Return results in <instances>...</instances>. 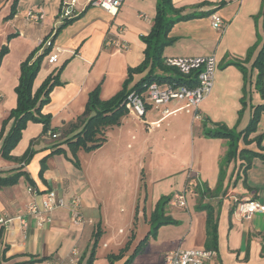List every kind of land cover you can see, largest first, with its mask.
<instances>
[{"label": "crops", "instance_id": "obj_1", "mask_svg": "<svg viewBox=\"0 0 264 264\" xmlns=\"http://www.w3.org/2000/svg\"><path fill=\"white\" fill-rule=\"evenodd\" d=\"M72 1L19 0L21 8H17L14 18L6 20L13 0H0V47L9 48L0 67V130L17 106L22 63L39 47V41L63 24L59 18L61 5ZM90 1L75 0L71 9L80 16L63 29L52 49L59 55L58 63L49 65L45 61L34 81L36 91L56 68L67 63L60 77L63 84L53 90L50 103L43 109V114L52 117L53 128L76 123L96 87H101L103 101L114 97L122 90L128 70L145 58L142 38L151 32L157 0H125L112 14L88 7ZM172 1L181 16H202L173 26L168 39L174 42L165 49L164 58L215 57L218 61L212 92L198 109L201 119H195L185 101L172 100L158 109L151 107L144 118H137L126 108L121 124L106 128L99 135L105 141L101 148L77 153L79 167L71 161L73 156L66 145L62 146L66 153L50 154L54 144L74 136L81 125L41 138L43 126L29 122L12 155L22 157L34 142L36 153L24 171L38 194L28 191L30 186L24 178L15 186L0 190V215H24L27 223L26 228L18 220L7 227L0 225V264H70L75 247L82 260H89L98 225L102 231L100 240L109 242L106 248L111 253L107 256L119 254L130 242L125 258L118 262L124 264L140 243L139 233L149 235L151 216L162 199L183 193L189 180L194 179L211 192L203 203L211 205L218 215V254L210 264H264V213H255L250 220L236 214L238 201L251 200L264 206V160H254L246 171L241 169L240 160L232 162L225 168L221 191L216 193L227 141L203 136L205 120L209 121L207 127L225 124L236 132L244 131L251 120L250 105L264 103L253 86L258 70L252 71L261 48L258 36L264 40V0ZM30 13L41 15L42 19L33 21ZM213 14L224 20L223 30L213 28ZM114 38L126 49L117 50L106 44ZM255 47L251 62L244 63L247 52ZM235 62L243 63L249 72L247 107L242 117L239 113L243 108L244 75L235 66H227ZM141 78L134 76L131 87ZM166 109L170 114H163ZM258 136L263 137L264 146V113L257 132L249 140ZM1 145L0 142V150ZM245 147L257 150L255 142L245 146L241 141L240 148ZM20 166L15 160L0 156V173ZM197 188L188 192L185 208L173 207L171 203L166 206V216L173 223L160 227L155 238L150 236L146 248L132 264H162L171 251L205 249L207 212L198 209ZM50 190L64 198L67 205L52 212L50 222L39 226L34 217L25 214L26 208L31 203L41 207ZM75 197L80 199L86 220L83 226L72 223L71 202ZM122 226L130 229L129 234ZM118 227L120 235L115 232ZM152 248L154 252L150 254Z\"/></svg>", "mask_w": 264, "mask_h": 264}, {"label": "trees", "instance_id": "obj_2", "mask_svg": "<svg viewBox=\"0 0 264 264\" xmlns=\"http://www.w3.org/2000/svg\"><path fill=\"white\" fill-rule=\"evenodd\" d=\"M18 2L19 0H13L11 13L8 17H6V20L14 18ZM62 7L63 4L61 5L60 11ZM198 16L200 17L202 15L193 14L181 16L180 11L175 9L172 0H157L156 16L153 21L151 32L148 36L142 38L146 45L144 53L145 58L143 62L139 66L128 70V77L123 84L122 90L111 99L103 101L100 98L101 87H96L89 95L88 103L83 116L79 117L76 123H67L62 127L53 128L51 125L52 117L50 115L43 114V109L50 103V96L53 90L63 84L60 77L67 63H64L59 68H56L36 91H34L33 85L43 63L45 62V58L52 52L55 40L61 34L63 29L73 24L78 17L65 21L61 26L45 37L44 42L50 39V46L47 48H43L42 45L39 46L21 65V75L19 84L16 88L17 106L10 112L9 116L3 121L1 126L0 142L2 145L0 156L6 160H15L21 166L17 169L0 173V190L2 188L12 187L19 184L21 178L26 179L30 187H35L34 182L30 179L27 172L24 171V167L31 162L36 153L34 149V142L31 143L29 149L22 157L14 158L12 155L13 151L20 143L23 132L27 128L29 122L38 123L43 126L41 138L47 137L49 132H51V135H58L72 127L81 125L82 129L74 136L62 139L58 143L54 144L50 154L57 155L66 153L65 149L62 147L63 145H66L73 156L71 161L75 164V166L79 167L76 157L77 153L80 150L93 152L101 148L105 142L99 137L102 131L106 128L119 126L121 124V119L127 113L125 101L127 100L129 94L132 92L143 93L153 83H177L178 85L191 86L196 85L197 81L195 75L188 77L182 76L176 69L170 68L165 64L164 51L167 46L174 42V40L168 39L173 26L182 21L195 19ZM11 38L12 36L9 37V40ZM260 40L261 38L258 36V42L261 43V48L252 63V71L255 69L258 70L253 86L255 91L260 94L262 100L264 101V40ZM255 51L256 47L247 52L244 63L251 62L253 56L255 55ZM8 53L9 49L6 45L0 47V67L3 59ZM229 65L235 66L244 75L245 88L244 96L241 100L243 108L239 113V117H242L243 110L247 107L246 99L248 96L247 86L249 83V72L243 63H229L227 66ZM136 75H140L142 78L131 87L134 82V76ZM250 107L252 109L251 120L247 128L242 132L231 130L225 124H215L213 127H207V123L209 121H204V137L223 139L227 141V151L225 156L220 161V178L216 193L221 191L222 182L225 178V168L232 162L240 160L242 162L241 169L246 171L251 168L254 160H264V146L262 145L263 137L258 136L254 140H249L250 136L257 132L259 120L261 115L264 113V103L257 106H253L251 104ZM241 141L244 142L245 146H249L255 142L257 144V150H253L248 147L240 148ZM43 170L44 166L42 168V171ZM196 192L200 200L198 209L207 212V240L205 249L218 254V215L211 205L203 203L204 198L210 195L211 192L206 187H198ZM172 199L173 197H166L162 199L159 208L151 216L150 223L152 228L149 235L140 241L132 255L125 260L124 264H132L134 259L146 248L149 237L151 236L155 238L157 236V232L160 227L173 223L165 213V208L171 203ZM234 210L235 208L232 210V213ZM101 236V226L98 225L95 230V240L92 252L87 264L93 263L96 253V245ZM129 246L130 242L127 243L119 254L109 255L107 257L109 264H115L116 262L123 260L125 258V253L129 251ZM262 250L264 253V246Z\"/></svg>", "mask_w": 264, "mask_h": 264}, {"label": "built area", "instance_id": "obj_3", "mask_svg": "<svg viewBox=\"0 0 264 264\" xmlns=\"http://www.w3.org/2000/svg\"><path fill=\"white\" fill-rule=\"evenodd\" d=\"M125 0H91L88 7H99L108 13H116L123 5ZM75 4L73 0L70 4L63 3V7L59 13L60 20L64 23L67 20L78 17L71 7ZM29 19L38 21L42 19V16L35 13H30ZM212 26L216 30H223L225 22L221 16L217 14L211 15ZM118 38V37H117ZM114 38L108 40L106 44L113 46L117 50L126 49L125 45L120 40ZM47 48L50 46V39L44 42L39 41V46ZM47 64L55 65L59 61V55L57 52H51L46 60ZM165 64L173 69H176L182 76L188 77L195 75L197 84L191 85H178L177 83H153L143 93L132 92L129 94L125 101V106L134 114L137 118H144L147 110L151 107L158 109L161 106H165L172 100L185 101L186 106L194 111L195 119H201V115L198 113V109L201 103L211 94L214 86V78L218 68V61L215 57H172L166 58ZM164 115L170 114V111L166 109L163 112ZM48 136H52L49 132ZM196 187L202 188L197 181L189 180L183 193L175 195L171 201L173 207L185 208L187 206V194ZM28 191L37 195L38 190L34 187H29ZM67 203L64 198L58 196L56 191L50 190L44 196L41 207L36 203H31L26 208V215L34 217L37 220L39 226L50 222L51 214L57 209L66 207ZM71 205L73 207L72 223L77 226H83L86 224V220L83 217L80 209V199L75 197ZM264 213V206L258 202L251 200H242L237 202L236 214L245 220H250L255 213ZM13 220H18L23 228L27 227V223L24 219V215H20L16 218H9L6 215H0V225L7 227ZM93 225V222L90 221ZM216 257V253L202 250H184L177 249L167 253L163 259L162 264H210ZM82 257L79 249L75 247L71 252L70 264H81Z\"/></svg>", "mask_w": 264, "mask_h": 264}, {"label": "rangeland", "instance_id": "obj_4", "mask_svg": "<svg viewBox=\"0 0 264 264\" xmlns=\"http://www.w3.org/2000/svg\"><path fill=\"white\" fill-rule=\"evenodd\" d=\"M21 6H22V4L21 3H18L17 8L20 9ZM45 60H46V58H45ZM122 228L124 229L125 234L126 233L129 234L130 229H126L125 226H122ZM115 232H117V234H119L118 233L119 232V227L115 230ZM144 237H145V235L143 234V232L142 233L140 232L139 233V236H138V240L141 241ZM137 244H139V242ZM106 245L109 246V242H107L104 239L99 240V242L96 245V253H95V257H94V260H93V263L92 264H109V261H108V258H107L108 256L107 255L111 253V251H110L111 249L106 248ZM92 248H93V245L91 246V251H90V253H89L88 256H90V254L92 252ZM133 249H134V247H133ZM153 252L154 251H153V248H152L151 251H150V254H153ZM87 263H88V260H82V263L81 264H87ZM115 264H118V262H116Z\"/></svg>", "mask_w": 264, "mask_h": 264}]
</instances>
